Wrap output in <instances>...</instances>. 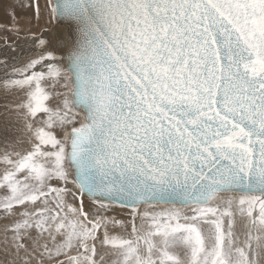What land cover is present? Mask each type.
Instances as JSON below:
<instances>
[{
    "label": "snow or ice",
    "instance_id": "snow-or-ice-1",
    "mask_svg": "<svg viewBox=\"0 0 264 264\" xmlns=\"http://www.w3.org/2000/svg\"><path fill=\"white\" fill-rule=\"evenodd\" d=\"M17 7L75 35L0 62V264H264V0Z\"/></svg>",
    "mask_w": 264,
    "mask_h": 264
},
{
    "label": "rangeland",
    "instance_id": "rangeland-1",
    "mask_svg": "<svg viewBox=\"0 0 264 264\" xmlns=\"http://www.w3.org/2000/svg\"><path fill=\"white\" fill-rule=\"evenodd\" d=\"M6 1L7 0H1L0 4L1 3L3 4L4 2L6 3ZM11 2L14 3V0H8L7 1L8 4L5 7L1 6L0 9L2 7H3L2 10H5L6 8L11 9V6L13 5V3ZM43 3H44V0H40L41 6L43 5ZM17 10L18 11L16 13H17L18 19L15 21H13L12 17L10 16V13H8L9 15L8 14L5 15L6 11L5 12L0 11L1 13L0 14V62L7 59L10 64L14 63L16 65H20L29 57H35L40 54V50L37 47H34L35 44L30 39L25 38V34L27 30L31 28L32 31L41 33V29H44V30L49 29L53 25L54 21H49L48 15L45 12L43 19L37 24L32 11H22L18 7H17ZM30 18H31V24H29ZM13 23L22 26L25 31H22L19 34H16L14 31L10 30V27L13 25ZM43 37L45 39V35ZM29 44H32L33 47L27 48ZM49 50L52 51L51 46ZM12 57H15V60H12ZM6 71L8 74H11V68H8L7 70H5L2 66V63H0V79L4 77ZM22 99H23V95L21 93L12 92L10 94H6L2 90V88H0V152L4 150V146H5L4 145L5 136L3 133V129L6 126L4 122V115H3L4 106L7 104H11V103H18ZM10 123H11V127L9 128V131L11 134V138H24L26 136V133L24 132L23 121H17L15 117H12L10 120ZM69 186L71 187V185ZM86 204L89 210L91 201L88 200L87 197H85V208H86ZM158 207H166V206L160 205ZM130 211H131L130 209H127V208L121 209L119 208V206L114 205L105 214L110 217H116L117 219H128L130 218L129 217Z\"/></svg>",
    "mask_w": 264,
    "mask_h": 264
},
{
    "label": "water",
    "instance_id": "water-1",
    "mask_svg": "<svg viewBox=\"0 0 264 264\" xmlns=\"http://www.w3.org/2000/svg\"><path fill=\"white\" fill-rule=\"evenodd\" d=\"M55 29V32H53ZM48 34V35H47ZM45 35V39L49 41V49L50 43L52 47L54 46V54L56 55V63L63 67V61L61 59L62 54H64L67 50V45L74 39V30H70L67 26L58 25L56 21H54L53 25L44 31L43 36ZM118 206V205H117ZM166 207H170V205H163Z\"/></svg>",
    "mask_w": 264,
    "mask_h": 264
},
{
    "label": "bare ground",
    "instance_id": "bare-ground-1",
    "mask_svg": "<svg viewBox=\"0 0 264 264\" xmlns=\"http://www.w3.org/2000/svg\"><path fill=\"white\" fill-rule=\"evenodd\" d=\"M0 1H1V0H0ZM7 1H8V0H7ZM7 1H6V3H5V2H4L3 4L1 3V4H0V7H1V6L5 7V6L8 4ZM11 3H13V2H11ZM10 6H11V4H10ZM3 7H2V8H3ZM2 8L0 9V11H1V12H2V11H4V12L6 11V12H5V15H7L8 13H10V9L6 8L5 10H2ZM17 11H18V10L16 9V12H17ZM22 11H23V10H22ZM22 11H21V12H22ZM0 14H1V13H0ZM5 15H4V16H5ZM8 15H9V14H8ZM50 46L52 47L51 43H50ZM29 47H33L32 44H29V45L27 46V48H29ZM24 49H25V48H24ZM31 49H32V48H31ZM52 49L54 50V46L52 47ZM25 50H26V49H25ZM15 53H16V52H15ZM15 55H16V54H15Z\"/></svg>",
    "mask_w": 264,
    "mask_h": 264
},
{
    "label": "crops",
    "instance_id": "crops-1",
    "mask_svg": "<svg viewBox=\"0 0 264 264\" xmlns=\"http://www.w3.org/2000/svg\"><path fill=\"white\" fill-rule=\"evenodd\" d=\"M34 47H36V46H34ZM52 51H54V50L52 49ZM86 209L88 210V206H87V204H86Z\"/></svg>",
    "mask_w": 264,
    "mask_h": 264
}]
</instances>
